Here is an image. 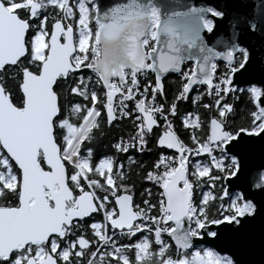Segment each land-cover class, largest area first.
<instances>
[{
	"label": "snow or ice",
	"instance_id": "snow-or-ice-1",
	"mask_svg": "<svg viewBox=\"0 0 264 264\" xmlns=\"http://www.w3.org/2000/svg\"><path fill=\"white\" fill-rule=\"evenodd\" d=\"M249 2L0 0V264H242L256 223L264 248V163L244 172L264 156ZM150 142L156 159H135ZM138 183L160 191L137 202Z\"/></svg>",
	"mask_w": 264,
	"mask_h": 264
},
{
	"label": "water",
	"instance_id": "water-1",
	"mask_svg": "<svg viewBox=\"0 0 264 264\" xmlns=\"http://www.w3.org/2000/svg\"><path fill=\"white\" fill-rule=\"evenodd\" d=\"M111 2L112 0H102V3L106 4ZM157 2L165 5H170L176 11H185L187 10L188 6H198L203 3L204 0H157ZM258 4L264 7V0H250L248 8L253 9ZM250 75L255 78H259V76L261 75L260 68L257 67L256 69H254ZM166 76H168V74H166L165 77ZM262 163H264V156H262L259 145H257L245 158V175H247L249 171L259 167ZM249 231L255 236L254 242L245 244L234 250L237 251V255L242 261V264H264V248L261 247V244L259 242L258 223L250 225Z\"/></svg>",
	"mask_w": 264,
	"mask_h": 264
},
{
	"label": "trees",
	"instance_id": "trees-1",
	"mask_svg": "<svg viewBox=\"0 0 264 264\" xmlns=\"http://www.w3.org/2000/svg\"><path fill=\"white\" fill-rule=\"evenodd\" d=\"M87 74L90 75V73H87ZM163 79H164L166 94H168L169 98H171V94L179 86V77L176 74H171V75L166 76ZM180 107L183 110V109H188L191 106L188 105V104H182ZM177 125H179V121H177ZM121 127H124L126 131H129V132L131 131L130 122H128V121H125L124 124L121 125ZM154 135H155V133H154ZM104 143L106 145H109V146L107 148H105V149H102L101 151H107L109 154H112V149L110 147L109 140H105ZM149 146L152 148V152L150 154L146 153V154H144L142 156L139 155V154H134V158L137 159L138 161L139 160H143V161H149L150 162V161L155 160L156 159L157 152L159 151V149H157L154 146V144H152L151 142H150V145ZM120 159L121 160H124L125 164H127V160H126V158L124 156H120ZM145 187L151 188L152 191H153L154 196H155V194L158 191H160V189L158 187H155L152 184H148V183H138L137 184V196H136L137 202L139 201V192L143 191V189ZM121 239L123 240L124 243H129V240L128 239H124V238H121ZM166 240H168V237H166ZM135 241H136V238H133L132 239V242L134 243ZM130 255H131V253H130Z\"/></svg>",
	"mask_w": 264,
	"mask_h": 264
},
{
	"label": "built area",
	"instance_id": "built-area-1",
	"mask_svg": "<svg viewBox=\"0 0 264 264\" xmlns=\"http://www.w3.org/2000/svg\"><path fill=\"white\" fill-rule=\"evenodd\" d=\"M150 76H151V74H150ZM141 83H143V80H141ZM169 154H171V153L169 152ZM166 237H167V236H165V239H166Z\"/></svg>",
	"mask_w": 264,
	"mask_h": 264
}]
</instances>
